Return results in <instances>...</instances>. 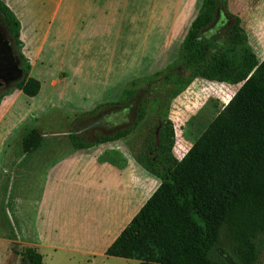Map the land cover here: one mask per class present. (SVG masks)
I'll return each mask as SVG.
<instances>
[{"label":"crops","instance_id":"1","mask_svg":"<svg viewBox=\"0 0 264 264\" xmlns=\"http://www.w3.org/2000/svg\"><path fill=\"white\" fill-rule=\"evenodd\" d=\"M0 1L19 21L20 53L29 66L28 77L40 85L33 98L15 90L0 100V205L4 204L8 227L0 237H33L28 245L42 256V264L46 258L58 264L61 255L65 260L79 256L89 263L96 259L130 263L132 260L108 257L105 251L142 207V167L126 161L129 153L119 143L125 138L74 149L68 135L73 133L84 140L88 127L73 132L70 125L81 119L88 120V126L94 120L103 125L122 124L126 104L135 97L123 101L124 90L131 81L157 72L142 75L155 68L163 50L181 36L180 46L201 0ZM227 11L239 19L247 45L261 62L264 0H227ZM158 37H162L159 47ZM241 84L196 78L171 100L167 118L174 136H180L188 146L181 151V146L177 149L173 145L171 153L176 160L182 159ZM66 96L81 108L99 105L97 115L102 116L86 119L74 113L67 119L41 111L55 110L52 101H62ZM88 100H92L91 106H85ZM30 113L35 114L32 120ZM202 113L211 117L205 124L195 122L198 134L190 137V123ZM29 120L33 127L55 130L42 129L40 147L27 151L21 140L30 129ZM112 134H100L96 139ZM106 154L120 160L102 159ZM144 173L145 182H157V177ZM16 210L20 216L15 215Z\"/></svg>","mask_w":264,"mask_h":264},{"label":"trees","instance_id":"2","mask_svg":"<svg viewBox=\"0 0 264 264\" xmlns=\"http://www.w3.org/2000/svg\"><path fill=\"white\" fill-rule=\"evenodd\" d=\"M220 12L228 29L213 36L211 29ZM0 25L23 71L11 89L0 92V100L15 90L33 98L40 85L28 77L29 66L20 53V24L1 1ZM196 78L242 84L182 159L176 160L171 153L174 130L168 108ZM139 83L150 87L157 83L156 94L164 98L161 106L157 95L139 100L133 128L99 136L94 142L68 135L74 149L114 142L144 123L149 102L158 110L157 141L155 124L134 157L160 184L105 255L138 264H258L264 247V59L256 60L239 19L227 11V0H201L176 59L151 76L131 81L123 101L136 95ZM21 142L27 151L40 147V128L27 130ZM21 256L29 264H42V256L33 248H25Z\"/></svg>","mask_w":264,"mask_h":264},{"label":"rangeland","instance_id":"3","mask_svg":"<svg viewBox=\"0 0 264 264\" xmlns=\"http://www.w3.org/2000/svg\"><path fill=\"white\" fill-rule=\"evenodd\" d=\"M228 29V22L225 21V18L223 17V15L220 12V15L217 17V20L214 24V26L212 27V35H219V34H224ZM0 36H4L5 38H7V34L6 31L4 29L3 26L0 25ZM180 38H175V40L172 41L171 44L168 45V47H166L163 50V54H161L158 57L157 60V64L155 68H151L147 71H144V74L142 75H146L151 72L155 71V70H162L164 69L168 64H170L171 62H173L176 59L177 53H178V47H179V42H180ZM162 41V37H158V47L160 42ZM149 76V75H147ZM147 76L141 77L145 78ZM151 76V75H150ZM204 84V83H202ZM139 88L136 91V95L134 97V99L126 104V107L124 109V114H123V123L122 124H117L115 126H111V125H103L100 124L102 123L101 121H95L93 122L92 125H86L85 119H81L79 120V122L77 123H72L70 125V131H79L80 129L84 128V127H88L87 130H85L84 133L85 137L84 140H86L87 142H94L96 139V136L100 135V134H112L115 132V130L117 129H124V128H133L135 122L137 121V107H138V103L139 100L143 99V98H152V96H158L157 93V83H153V87L150 86H145V84L143 83H139ZM12 86H10L9 88H5L0 90V92H5V90L7 89H11ZM128 87V86H127ZM230 90H234V88L230 87ZM43 91H47V89L45 87H43ZM69 91V87L66 90V95ZM93 98H95V94L92 95ZM160 103L159 105L161 106L162 104V99L164 98V96L159 95L158 96ZM186 98V97H184ZM53 99V97H52ZM52 101V100H51ZM92 100H88L87 103H85V106L88 105H92V103H90ZM150 101V100H149ZM183 99H181V101H177L173 104V107L176 108V106H178V104L180 102H182ZM52 103L56 106L55 110H48L47 108H43L41 111H45L46 115L48 116H52V115H60L63 118H73V114L76 113L77 114H81L83 115V118H90V117H97L100 118L102 115H97L98 112L100 111L99 105H96V108H81V106H78V102L74 103L69 101V96H66L64 100L62 101H58L56 102L55 100L52 101ZM46 107L49 106V103L45 104ZM148 108H147V116L144 120V123L139 124L134 130L132 129V132L130 135H128L127 138L120 140L119 143H121L124 146L125 149V153H129V156H126V161H130V162H134L135 163V167L137 166L136 164H139L136 160V158L134 157V154L139 150L141 144L143 143V140L145 137L149 136L151 133V129H153L154 125L156 124V128L154 130V141H157V135H158V125L160 123V117L158 116V110H155V105L154 103L149 102L148 104ZM76 106H78L79 108H77ZM207 109H210V106H207ZM211 111V110H210ZM111 112V110H110ZM113 112V111H112ZM203 112V111H202ZM204 113V112H203ZM202 113V114H203ZM208 114V113H207ZM34 113H30V119L34 116ZM206 115V114H205ZM80 116V115H78ZM94 117V118H95ZM122 117L121 114H119V118ZM211 116H201L199 115V117H195L192 121V123H190L191 125V131L189 136L195 138L197 136V128H196V124L195 122H198V120L202 121L204 124L207 123V121L210 119ZM32 120V119H31ZM30 120L28 121V128L30 129H34L35 127L31 126V124L29 123ZM27 123V122H26ZM98 123V125H97ZM195 126V128H194ZM183 127V126H182ZM38 128H40V131H50V129L55 130V127H47V126H43L40 125L38 126ZM60 128V127H59ZM57 127V129H59ZM61 129H63V127H61ZM82 135V134H81ZM98 144H93L91 147H96ZM174 146L177 149H180V146L182 147L181 151H184L188 146L187 143L182 140V138L180 136H178L177 138L174 136ZM187 146V147H186ZM90 148V147H89ZM102 159H108V160H113L118 162L120 160V158H117L116 155H111V154H106L105 156L102 157ZM132 165V163H131ZM141 166V165H140ZM142 167V166H141ZM141 191H140V201L143 205V203L147 200V198L151 195L152 191H154L156 189V187L158 186L159 180L156 178V183L153 184V181L145 182L144 180V170L143 168H141ZM156 186V187H155ZM141 205V206H142ZM4 204L0 205V229H3L2 231H0V233H5V230L8 229V227H6V222H5V211H4ZM18 209V208H17ZM20 212L18 210H16V214L17 216H20L19 213ZM14 222V221H13ZM15 224V223H14ZM16 226V224H15ZM7 232V231H6ZM9 232V231H8ZM19 232V231H17ZM34 238L30 237V236H26V237H21V236H1L0 237V264H29L28 261H26L22 256L21 253L23 252V250L25 248L29 247V243L33 242ZM106 259H96L93 263H89L87 262L88 260L85 258H81L79 256H75L70 260H65L63 255H61L60 257V261L58 262V264H136L135 260H132L130 263H125L124 261H118V260H108L107 262H105ZM43 264H55L54 262H52L51 258H46L43 261ZM258 264H264V247L261 249L260 251V256H259V261Z\"/></svg>","mask_w":264,"mask_h":264},{"label":"flooded vegetation","instance_id":"4","mask_svg":"<svg viewBox=\"0 0 264 264\" xmlns=\"http://www.w3.org/2000/svg\"><path fill=\"white\" fill-rule=\"evenodd\" d=\"M3 42H5V44ZM5 59H7V62ZM7 63L17 67L22 71L18 61L17 53L14 50L10 40L4 36H0V90L9 88L21 79L16 78L15 69H11L10 72L6 71Z\"/></svg>","mask_w":264,"mask_h":264},{"label":"water","instance_id":"5","mask_svg":"<svg viewBox=\"0 0 264 264\" xmlns=\"http://www.w3.org/2000/svg\"><path fill=\"white\" fill-rule=\"evenodd\" d=\"M3 43L5 44V42H3ZM5 61L7 62V59H5ZM6 69H7L6 70L7 72H10L11 69H15L16 78L20 79L22 77V71L20 69H18L17 67L7 63Z\"/></svg>","mask_w":264,"mask_h":264}]
</instances>
